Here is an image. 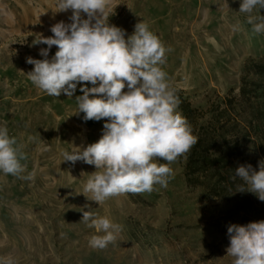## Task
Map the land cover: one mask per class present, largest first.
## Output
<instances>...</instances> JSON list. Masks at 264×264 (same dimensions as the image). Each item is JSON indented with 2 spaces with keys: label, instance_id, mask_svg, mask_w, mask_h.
<instances>
[{
  "label": "rangeland",
  "instance_id": "rangeland-1",
  "mask_svg": "<svg viewBox=\"0 0 264 264\" xmlns=\"http://www.w3.org/2000/svg\"><path fill=\"white\" fill-rule=\"evenodd\" d=\"M241 2L110 0L107 11L109 23L126 30V37L144 21L172 49L162 67L178 96L202 113L199 127L224 109L225 98L238 99L246 62L264 59V34L252 32L247 14L239 12ZM57 3L0 0V125L23 145L24 175L34 176L26 181L0 172V258L10 256L15 264H233L226 252L228 226L264 220V201L248 191L204 199L201 189L185 182L184 156L170 165L174 175L166 188L156 185L151 192L119 195L101 205L91 193L88 198L81 193L95 166L62 162L63 152L98 141L106 118L85 122L83 113L76 115L75 98L83 85L73 97L57 98L26 75L34 67L26 58L43 59L40 49L47 48L33 45L38 34L52 36L51 26L72 22V10L59 12ZM253 14L264 15V9ZM233 25L240 30L233 31ZM56 51L52 46L49 58ZM258 145L253 138L244 156L264 159ZM82 210L122 225L116 242L103 250L89 247L90 237L102 233L80 222Z\"/></svg>",
  "mask_w": 264,
  "mask_h": 264
},
{
  "label": "clouds",
  "instance_id": "clouds-1",
  "mask_svg": "<svg viewBox=\"0 0 264 264\" xmlns=\"http://www.w3.org/2000/svg\"><path fill=\"white\" fill-rule=\"evenodd\" d=\"M109 4L110 0H58L57 11L71 9L72 22L51 26L52 36L38 34L33 45H47L40 49L43 59L26 58L34 66L26 75L36 88L49 96L71 98L83 85L79 89L83 94L75 98L76 115L83 113L85 122L106 118L98 141L65 150L62 161L95 166L81 193L86 197L91 193V200L99 205L127 193L151 192L156 185L166 188L174 175L170 165L198 142L187 118L178 111L181 101L162 67L172 49L144 21L136 23L126 37V30L109 23ZM257 9H264V0H242L239 12L247 14L253 33L264 34V15L253 14ZM81 13L87 18L82 19ZM232 30L239 31V25ZM52 46L57 51L49 58ZM25 160L23 145L9 136L6 125H0V172L31 181L32 173L24 175ZM258 167L257 171L251 164L240 165L232 179L243 181L238 191L254 193L264 201V159ZM80 222L102 233L88 241L96 250L115 243L123 230L122 225L90 210H82ZM227 232L226 252L233 264H264V220L231 224ZM0 264L15 261L9 256L0 258Z\"/></svg>",
  "mask_w": 264,
  "mask_h": 264
},
{
  "label": "trees",
  "instance_id": "trees-1",
  "mask_svg": "<svg viewBox=\"0 0 264 264\" xmlns=\"http://www.w3.org/2000/svg\"><path fill=\"white\" fill-rule=\"evenodd\" d=\"M256 81H248L247 76ZM264 59L250 60L243 67L238 99L225 98L224 109L215 111L205 125L198 127V113L189 103L181 101L178 110L198 137V142L184 156V179L189 188L201 189L202 197L225 198L238 191L243 184L239 178L232 177L240 165L251 164L258 171V162L244 156V148L258 141L264 153ZM178 95V91H176ZM208 111H210L208 109ZM245 111V112H244ZM229 112L244 115L231 118ZM237 161V162H236ZM246 187V185H245ZM245 192V191H244Z\"/></svg>",
  "mask_w": 264,
  "mask_h": 264
}]
</instances>
